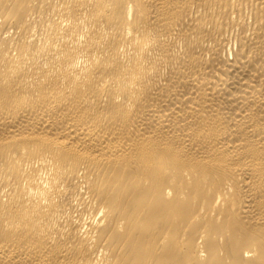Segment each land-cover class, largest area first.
I'll return each mask as SVG.
<instances>
[{"label": "bare ground", "instance_id": "obj_1", "mask_svg": "<svg viewBox=\"0 0 264 264\" xmlns=\"http://www.w3.org/2000/svg\"><path fill=\"white\" fill-rule=\"evenodd\" d=\"M0 264H264V0H0Z\"/></svg>", "mask_w": 264, "mask_h": 264}]
</instances>
